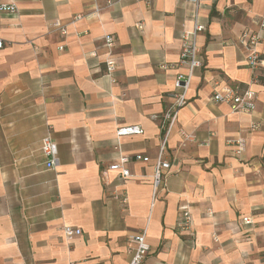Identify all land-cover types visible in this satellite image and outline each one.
Segmentation results:
<instances>
[{
	"label": "crops",
	"instance_id": "1",
	"mask_svg": "<svg viewBox=\"0 0 264 264\" xmlns=\"http://www.w3.org/2000/svg\"><path fill=\"white\" fill-rule=\"evenodd\" d=\"M11 2L17 12L0 9V264H129L130 240L145 228L150 252L143 264H264V67L253 71L242 41L244 32H258L264 57V0L0 6ZM97 6L98 13L73 21ZM196 18L206 26L197 36L203 66L168 132L163 121L176 76L188 72L180 60L183 34ZM57 20L66 34L52 26ZM107 34L115 36L113 79ZM225 84L254 90L256 108L234 111L214 101ZM135 124L143 133L121 137L122 152L149 161L132 158V176L124 178L109 168L119 157L116 131ZM50 126L59 150L51 168L42 151ZM167 132L171 168L154 196ZM234 138L245 139L244 151L229 142ZM124 191L126 204L115 196ZM183 204L193 214V237L176 227ZM245 216L253 223L244 224ZM64 225L82 234L68 240Z\"/></svg>",
	"mask_w": 264,
	"mask_h": 264
},
{
	"label": "built area",
	"instance_id": "2",
	"mask_svg": "<svg viewBox=\"0 0 264 264\" xmlns=\"http://www.w3.org/2000/svg\"><path fill=\"white\" fill-rule=\"evenodd\" d=\"M147 5H151L154 0H139ZM113 2L109 1L108 6L112 5ZM2 11L17 12V5L13 2L2 3L0 6ZM102 8L97 6L93 11L87 14H77L73 17V21L80 18L93 15L98 13ZM52 26L60 31L62 34L67 33L66 25L61 21H54ZM261 29H264V18L260 22ZM206 29V26L201 23L197 18L195 19L193 28L190 31H185L183 34V45L181 51V62L186 64L188 67L187 73H179L176 76V94L174 103L168 109L165 114L164 123L166 120L169 121L168 132L178 117L179 111L188 104V90L190 88L195 70L203 66V62L200 58V48L197 43V36ZM242 41L248 48L249 54L247 58L248 65L253 69L255 73L264 67V57L261 55L260 51L257 49V44L260 41V35L258 32L249 33L244 32L242 35ZM115 44V36L112 34H107L104 37V45L108 48L107 57L105 59L107 74L113 79L118 63L112 54V48ZM3 46V42L0 41V47ZM163 68H167L168 65L164 64ZM257 75V74H256ZM212 99L219 103H226L231 106L234 111L241 112H251L256 108L257 96L256 92L250 87H244L241 85H229L225 84L220 88H216L212 94ZM157 118V116H154ZM259 124H253L252 128H258ZM168 132L163 138L161 144V150L159 152L155 172L153 175V193L154 196L157 195L160 186L163 181L165 182V176L163 177L162 172L169 170L171 168V163L167 161L164 157L165 148L167 144ZM143 133V128L141 125H125L118 127L116 131V149L118 150L119 157L118 160L112 163L109 168L112 170H119L124 178L131 177L132 174L127 167V163L132 159L149 161V156L142 154H136L133 157L126 155L122 152L120 138L126 135L141 134ZM185 138H193L194 134H184ZM230 143H234L238 146V151L242 152L245 149L246 141L244 138H234L229 140ZM42 151L46 157L45 164L47 167H56L59 164V150L58 144L55 141L52 133V127L50 126L42 139ZM164 179V180H163ZM115 196L124 204L128 203V195L124 191L122 193H116ZM181 213L177 221V229L182 232H186L192 237L195 236L194 231V219L190 207L186 204L181 205ZM209 214L212 211L209 209ZM244 224H252L253 220L249 216L243 217ZM63 233L66 239L71 240L76 236L82 234V229L79 227H74L71 225L63 226ZM131 248V260L129 264H143L150 252V244L147 241V228L143 229L139 233L135 234L130 240ZM74 264V263H70Z\"/></svg>",
	"mask_w": 264,
	"mask_h": 264
}]
</instances>
